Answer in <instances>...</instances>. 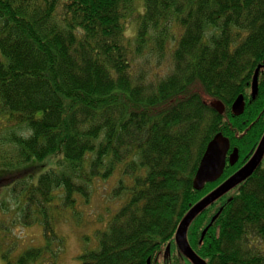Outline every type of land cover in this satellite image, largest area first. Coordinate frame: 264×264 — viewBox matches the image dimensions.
<instances>
[{
    "label": "trees",
    "instance_id": "trees-1",
    "mask_svg": "<svg viewBox=\"0 0 264 264\" xmlns=\"http://www.w3.org/2000/svg\"><path fill=\"white\" fill-rule=\"evenodd\" d=\"M3 121L0 222L39 225L45 243L0 249L4 264L55 260L62 212L118 172L112 199L125 200L79 264H191L175 246L179 223L264 134V0H0ZM216 134L238 161L197 192L192 181ZM50 158L34 181L28 164ZM186 239L206 264H264V156Z\"/></svg>",
    "mask_w": 264,
    "mask_h": 264
},
{
    "label": "rangeland",
    "instance_id": "rangeland-1",
    "mask_svg": "<svg viewBox=\"0 0 264 264\" xmlns=\"http://www.w3.org/2000/svg\"><path fill=\"white\" fill-rule=\"evenodd\" d=\"M129 28L132 30L134 24H130ZM211 33L210 28L205 31L204 42L208 40ZM128 35L130 34L127 30L126 36ZM3 125L4 121L0 123V126ZM3 139L0 137V145ZM28 165L33 167L34 181L54 166L52 158L43 162H30ZM119 176L118 172L108 181H96L90 190L87 202L78 197L73 208L62 212L61 220L54 225V230L56 235L63 240V247L57 246L56 242L52 243L51 251L55 253L56 258L52 260L50 252L46 253L44 256L50 258L47 259L46 264H79V256L96 249V233L105 228L107 221L125 200L124 194L119 199H112L111 190L113 187L115 188ZM54 203L58 204L56 201ZM15 212V209H9L11 215ZM23 220L26 221V219ZM0 225L3 229L0 232V249L5 252L18 254L24 249L42 248L45 245L39 225H19V223H13L8 219L0 222ZM0 264H4L1 254ZM40 264L45 263L41 262Z\"/></svg>",
    "mask_w": 264,
    "mask_h": 264
},
{
    "label": "water",
    "instance_id": "water-1",
    "mask_svg": "<svg viewBox=\"0 0 264 264\" xmlns=\"http://www.w3.org/2000/svg\"><path fill=\"white\" fill-rule=\"evenodd\" d=\"M257 73V71H256ZM256 73L254 80H256ZM253 90L256 87L253 84ZM255 91V90H254ZM210 106L218 113L222 114L224 111V106L222 103L215 101L210 104ZM244 111V101L243 97L240 95L233 102L231 106V113L235 117L242 115ZM229 141L224 138L221 134H216L210 142L207 144L205 151L200 159L198 169L195 173L194 179L192 181V187L195 191H201L206 184H211L216 182L223 174L226 164L233 167L238 161V151L234 149L229 155ZM264 156V134L261 137L254 153L250 159L242 166L236 173L230 176L226 181H224L215 190L201 199L197 204H195L189 212L184 216V218L179 223L175 236L174 242L178 251L184 256L191 264H206L202 259H200L190 248L186 239V231L190 226L192 221L201 214L205 209L212 205L215 201L220 199L222 196L227 194L229 191L235 189L240 184H242L246 179H248L254 171L260 166ZM220 212H218L213 218L212 222L218 217ZM207 228L202 232L201 238H203ZM169 250V246L166 248ZM149 264V260L147 261Z\"/></svg>",
    "mask_w": 264,
    "mask_h": 264
}]
</instances>
